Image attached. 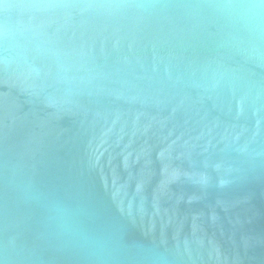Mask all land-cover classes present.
I'll list each match as a JSON object with an SVG mask.
<instances>
[{
    "label": "water",
    "instance_id": "water-1",
    "mask_svg": "<svg viewBox=\"0 0 264 264\" xmlns=\"http://www.w3.org/2000/svg\"><path fill=\"white\" fill-rule=\"evenodd\" d=\"M0 264H264V0H0Z\"/></svg>",
    "mask_w": 264,
    "mask_h": 264
}]
</instances>
